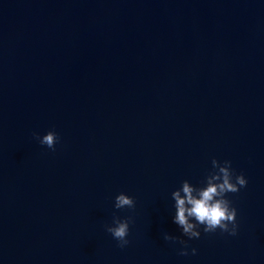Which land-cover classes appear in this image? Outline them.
Returning <instances> with one entry per match:
<instances>
[{
    "label": "water",
    "instance_id": "1",
    "mask_svg": "<svg viewBox=\"0 0 264 264\" xmlns=\"http://www.w3.org/2000/svg\"><path fill=\"white\" fill-rule=\"evenodd\" d=\"M213 157L248 179L239 233L182 256L171 192ZM0 264H264V3L0 0Z\"/></svg>",
    "mask_w": 264,
    "mask_h": 264
},
{
    "label": "clouds",
    "instance_id": "2",
    "mask_svg": "<svg viewBox=\"0 0 264 264\" xmlns=\"http://www.w3.org/2000/svg\"><path fill=\"white\" fill-rule=\"evenodd\" d=\"M264 3V0H261ZM34 138L42 146L52 151L60 142V136L55 130H48L41 135L33 133ZM211 170L207 172L199 185L183 180L171 192L172 223L177 226L180 236L163 233V239L173 243L178 242L182 247L179 254L182 256L196 255L197 249L191 248L189 253L188 242L199 239L203 234L216 233L237 236L240 229L238 209L229 198V193H238L248 185V179L243 172L237 173L231 160H211ZM134 197L125 192H119L114 198V208L135 209ZM132 216L121 217L114 213L110 224L105 225L106 231L117 241L121 249L127 247L131 241L129 234ZM186 237L187 239H184Z\"/></svg>",
    "mask_w": 264,
    "mask_h": 264
}]
</instances>
